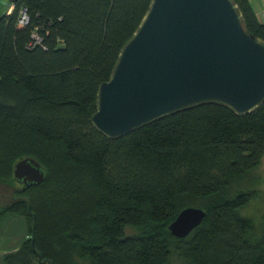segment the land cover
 <instances>
[{
  "label": "trees",
  "instance_id": "16d2710c",
  "mask_svg": "<svg viewBox=\"0 0 264 264\" xmlns=\"http://www.w3.org/2000/svg\"><path fill=\"white\" fill-rule=\"evenodd\" d=\"M235 1L264 38L250 0ZM150 3L15 0L0 17V182L16 184L27 155L47 171L0 203V224L20 215L27 234L0 264H264V231L252 237L242 213L259 191L230 189L261 164L264 102L239 114L206 101L116 138L93 123L99 85ZM34 30L45 46H29ZM187 205L207 213L179 237L169 224Z\"/></svg>",
  "mask_w": 264,
  "mask_h": 264
},
{
  "label": "water",
  "instance_id": "95a60500",
  "mask_svg": "<svg viewBox=\"0 0 264 264\" xmlns=\"http://www.w3.org/2000/svg\"><path fill=\"white\" fill-rule=\"evenodd\" d=\"M14 2L0 0V17ZM206 101L227 104L239 114L264 102V38L245 27L235 0H151L110 77L99 85L92 120L116 138ZM14 175L25 189L45 180L47 171L27 155L16 161ZM206 213L187 205L169 229L186 236Z\"/></svg>",
  "mask_w": 264,
  "mask_h": 264
},
{
  "label": "rangeland",
  "instance_id": "374dc122",
  "mask_svg": "<svg viewBox=\"0 0 264 264\" xmlns=\"http://www.w3.org/2000/svg\"><path fill=\"white\" fill-rule=\"evenodd\" d=\"M230 189L231 193L248 189L259 191V194L242 208V213L254 220L255 228L252 237H259L264 231V156L259 166L233 178ZM12 191H15L14 187L0 182V194H3L0 196V203L11 201ZM26 236L23 217L14 213L5 215L0 224V260L4 252L18 246Z\"/></svg>",
  "mask_w": 264,
  "mask_h": 264
},
{
  "label": "built area",
  "instance_id": "2783aa9c",
  "mask_svg": "<svg viewBox=\"0 0 264 264\" xmlns=\"http://www.w3.org/2000/svg\"><path fill=\"white\" fill-rule=\"evenodd\" d=\"M30 15L28 13L27 7L24 6L20 10V17L19 20L23 23H27L29 21ZM37 44H42L43 45V37L41 33L38 30H34L32 32V40L29 42V46H35ZM45 46V45H43Z\"/></svg>",
  "mask_w": 264,
  "mask_h": 264
},
{
  "label": "crops",
  "instance_id": "0c3cea01",
  "mask_svg": "<svg viewBox=\"0 0 264 264\" xmlns=\"http://www.w3.org/2000/svg\"><path fill=\"white\" fill-rule=\"evenodd\" d=\"M259 20L264 22V0H250Z\"/></svg>",
  "mask_w": 264,
  "mask_h": 264
},
{
  "label": "flooded vegetation",
  "instance_id": "af4514ba",
  "mask_svg": "<svg viewBox=\"0 0 264 264\" xmlns=\"http://www.w3.org/2000/svg\"><path fill=\"white\" fill-rule=\"evenodd\" d=\"M18 184H19V185H18ZM8 185L14 187V189L16 190L17 187H23L24 182L17 180L16 184H14V185L8 184ZM1 195H3V194L1 193L0 196H1ZM11 196H12V197L15 196V191H12Z\"/></svg>",
  "mask_w": 264,
  "mask_h": 264
}]
</instances>
